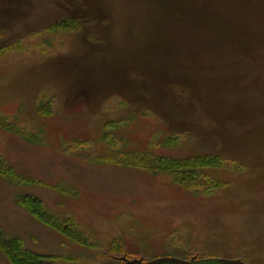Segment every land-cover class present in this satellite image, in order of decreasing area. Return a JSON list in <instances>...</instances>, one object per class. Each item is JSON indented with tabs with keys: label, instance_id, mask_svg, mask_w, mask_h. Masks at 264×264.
I'll list each match as a JSON object with an SVG mask.
<instances>
[{
	"label": "rangeland",
	"instance_id": "374dc122",
	"mask_svg": "<svg viewBox=\"0 0 264 264\" xmlns=\"http://www.w3.org/2000/svg\"><path fill=\"white\" fill-rule=\"evenodd\" d=\"M0 113L15 128L0 127V152L38 183L0 178V225L30 250L55 264H264V0H0ZM138 152L213 155L195 172L217 186L118 163ZM17 194L42 198L86 243Z\"/></svg>",
	"mask_w": 264,
	"mask_h": 264
},
{
	"label": "trees",
	"instance_id": "16d2710c",
	"mask_svg": "<svg viewBox=\"0 0 264 264\" xmlns=\"http://www.w3.org/2000/svg\"><path fill=\"white\" fill-rule=\"evenodd\" d=\"M196 7V6H195ZM195 9V25H197L196 16L200 15L201 11ZM198 11V12H197ZM217 15H221L218 14ZM220 19V18H219ZM222 20V19H221ZM0 127L7 131H14L15 128L8 122L7 118L0 113ZM24 140L31 143L36 141V136L24 135ZM167 142L176 144L177 138H168ZM126 154V158L121 159L124 166L137 167L145 169L152 175L160 173H173L177 182L190 189H203L205 194H210L216 188V182L209 180L207 182H199L200 177L195 172V168H200L203 165L213 164L215 160L213 155L204 157H192L187 159H178L172 157L157 156L150 153H135ZM104 158V157H103ZM110 157L95 158L98 163H106ZM107 159V160H106ZM125 159V160H124ZM111 160V159H110ZM114 160H116L114 158ZM0 178L11 186L19 185H36L34 181L28 180L27 177L20 172L7 160L6 156L0 152ZM216 185V186H215ZM71 191V188L63 187L59 190L65 194L66 191ZM14 202L17 206L27 211L34 219L44 224L45 226L63 234L65 237L85 244L86 239L81 232L77 230L74 221L61 220L54 212H52L43 201L42 198L32 194H17ZM0 251L7 258L8 264H55L50 259H54L51 255L38 253L30 250L24 240L20 237L9 235V233L0 225Z\"/></svg>",
	"mask_w": 264,
	"mask_h": 264
},
{
	"label": "flooded vegetation",
	"instance_id": "af4514ba",
	"mask_svg": "<svg viewBox=\"0 0 264 264\" xmlns=\"http://www.w3.org/2000/svg\"><path fill=\"white\" fill-rule=\"evenodd\" d=\"M163 257H171V258H175V259H179L182 261H186V262H192L193 264H220L221 260H241L247 264H251L241 258H201L199 257L197 254L195 255H191V256H178V255H165V256H158V257H154L152 259L146 260L143 257L140 258H132L129 259L127 257H122L124 264H152L153 261L163 258ZM134 262V263H131ZM162 264H186L184 262H179V261H171V262H166V263H162Z\"/></svg>",
	"mask_w": 264,
	"mask_h": 264
},
{
	"label": "water",
	"instance_id": "95a60500",
	"mask_svg": "<svg viewBox=\"0 0 264 264\" xmlns=\"http://www.w3.org/2000/svg\"><path fill=\"white\" fill-rule=\"evenodd\" d=\"M171 261H179V262H184L186 264H193L192 262H186V261H182V260L171 258V257H163V258L157 259L153 261L152 264H162V263L171 262ZM131 263H134V262H131ZM220 264H247V263L237 259V260H221Z\"/></svg>",
	"mask_w": 264,
	"mask_h": 264
}]
</instances>
